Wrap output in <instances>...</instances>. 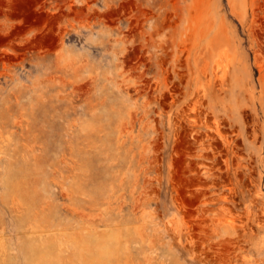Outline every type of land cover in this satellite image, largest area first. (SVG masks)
Returning a JSON list of instances; mask_svg holds the SVG:
<instances>
[{
	"label": "rangeland",
	"instance_id": "1",
	"mask_svg": "<svg viewBox=\"0 0 264 264\" xmlns=\"http://www.w3.org/2000/svg\"><path fill=\"white\" fill-rule=\"evenodd\" d=\"M0 264H264V0H0Z\"/></svg>",
	"mask_w": 264,
	"mask_h": 264
},
{
	"label": "bare ground",
	"instance_id": "2",
	"mask_svg": "<svg viewBox=\"0 0 264 264\" xmlns=\"http://www.w3.org/2000/svg\"><path fill=\"white\" fill-rule=\"evenodd\" d=\"M15 175H17V170H11L8 173L7 178H8V181H9V187H11L13 189H19L20 188V186H19L20 182L19 181L18 182H14L13 181V179H14L13 177H15Z\"/></svg>",
	"mask_w": 264,
	"mask_h": 264
}]
</instances>
